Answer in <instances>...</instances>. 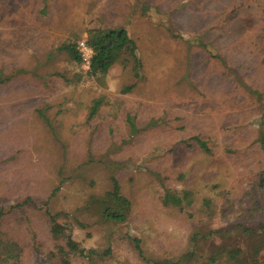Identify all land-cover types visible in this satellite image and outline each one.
<instances>
[{
	"label": "rangeland",
	"instance_id": "rangeland-1",
	"mask_svg": "<svg viewBox=\"0 0 264 264\" xmlns=\"http://www.w3.org/2000/svg\"><path fill=\"white\" fill-rule=\"evenodd\" d=\"M118 27L138 76L124 54L102 85L60 48ZM260 132L264 1L0 0V239L17 245L0 264H57L67 236L93 250L71 264L176 261L193 236L197 262L212 243L263 262ZM113 180L124 222L103 216Z\"/></svg>",
	"mask_w": 264,
	"mask_h": 264
},
{
	"label": "trees",
	"instance_id": "trees-1",
	"mask_svg": "<svg viewBox=\"0 0 264 264\" xmlns=\"http://www.w3.org/2000/svg\"><path fill=\"white\" fill-rule=\"evenodd\" d=\"M264 1V0H262ZM86 41L93 49V56L90 61V66L88 69V74L97 77L102 85H105L104 78L107 75L110 67L117 62L124 54H127L134 61V74L138 76L137 68L140 65L138 57L136 55V44L134 40L128 35L127 31L123 27L118 28H90L86 30ZM61 49L65 50L70 57V59L76 61L80 64V57L76 49V44L74 42H69L62 44ZM129 86L127 89H129ZM249 92L259 93L247 88ZM262 96V94H261ZM98 101L94 102L91 107L90 113L94 114L96 111V106ZM193 140L198 143V145L206 152H209V147L206 143L194 137ZM259 142L264 144V133L260 132ZM188 192H184V201L187 203L191 202V198L188 197ZM108 197L112 200V204L106 205L104 207L103 216L106 219L114 220L116 222H124L127 219L128 213L130 211L131 203L130 201L120 193L118 183L113 180V186L110 192H108ZM164 204H172L174 206H181L183 197L175 191L165 190L163 195ZM52 224L50 231L52 236L58 238L64 231V226L58 224L55 221V217L51 216ZM263 229V228H262ZM192 249L184 253L176 261L163 260L160 262H152V264H264L256 257V251L249 253L244 248L238 245H223L222 243L210 244L207 254L205 257L197 262L199 251H197V245L201 239H207L206 236L198 237L193 236ZM134 245L139 252L142 254L140 243L137 238H134ZM17 250V245L10 241H3L0 239V257H4L5 261H8L10 257H14L15 251ZM93 250L86 251L83 247H80L78 242L74 241L71 237H66V248L61 247L58 250V263L57 264H71V256H91ZM54 255V254H53Z\"/></svg>",
	"mask_w": 264,
	"mask_h": 264
},
{
	"label": "built area",
	"instance_id": "built-area-1",
	"mask_svg": "<svg viewBox=\"0 0 264 264\" xmlns=\"http://www.w3.org/2000/svg\"><path fill=\"white\" fill-rule=\"evenodd\" d=\"M76 49L80 57V64L83 66V68L88 70L90 66L91 58L93 56V49L87 43L86 37L76 42Z\"/></svg>",
	"mask_w": 264,
	"mask_h": 264
}]
</instances>
